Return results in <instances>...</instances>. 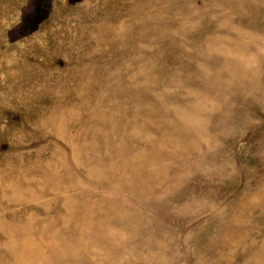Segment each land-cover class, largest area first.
Returning a JSON list of instances; mask_svg holds the SVG:
<instances>
[{
	"label": "rangeland",
	"instance_id": "rangeland-1",
	"mask_svg": "<svg viewBox=\"0 0 264 264\" xmlns=\"http://www.w3.org/2000/svg\"><path fill=\"white\" fill-rule=\"evenodd\" d=\"M0 264H264V0H0Z\"/></svg>",
	"mask_w": 264,
	"mask_h": 264
}]
</instances>
